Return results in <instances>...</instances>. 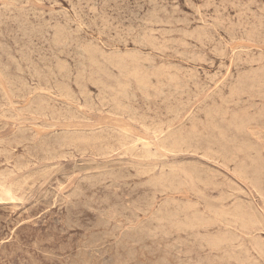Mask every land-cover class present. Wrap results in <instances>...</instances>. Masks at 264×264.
<instances>
[{"label": "rangeland", "instance_id": "rangeland-1", "mask_svg": "<svg viewBox=\"0 0 264 264\" xmlns=\"http://www.w3.org/2000/svg\"><path fill=\"white\" fill-rule=\"evenodd\" d=\"M263 182L264 0H0V264H264Z\"/></svg>", "mask_w": 264, "mask_h": 264}, {"label": "bare ground", "instance_id": "bare-ground-1", "mask_svg": "<svg viewBox=\"0 0 264 264\" xmlns=\"http://www.w3.org/2000/svg\"><path fill=\"white\" fill-rule=\"evenodd\" d=\"M59 43V42H58ZM114 57V56H113ZM93 60V59H92ZM58 66V65H57ZM60 66V65H59ZM62 66H64V64L62 65ZM63 68V67H62ZM62 68H60V70L62 69ZM37 81V80H36ZM57 83V82H56ZM52 85V84H51ZM60 88V87H59ZM130 89V88H129ZM238 89V88H237ZM61 90V89H60ZM64 90V89H63ZM66 90V89H65ZM66 96V95H65ZM125 100V99H124ZM34 106V105H33ZM91 107V106H90ZM94 108V107H93ZM4 111V110H3ZM226 113V112H225ZM133 114V113H132ZM7 115V114H6ZM54 115V114H53ZM209 115V114H208ZM59 121V120H58ZM235 122H236V120H235ZM233 126V125H232ZM213 127V126H212ZM244 127V126H243ZM214 128V127H213ZM238 128H236V130H237ZM177 130V129H176ZM182 131V130H181ZM213 131V130H212ZM176 132V131H175ZM242 132V131H241ZM196 133V132H195ZM72 136V135H71ZM66 138V137H65ZM182 139H184V138H182ZM190 139V138H189ZM237 139V138H236ZM66 140V139H65ZM214 140H216V139H214ZM64 141V140H63ZM67 141V140H66ZM183 141V140H182ZM235 141V140H234ZM233 141V142H234ZM57 142V141H56ZM55 142V143H56ZM82 144V143H81ZM245 144V143H244ZM215 145V144H214ZM69 146V145H68ZM221 146V145H220ZM245 146V145H244ZM225 147V146H224ZM62 148V147H61ZM69 148V147H68ZM173 149V148H172ZM225 150V149H224ZM237 150V149H236ZM139 151V150H138ZM182 151V150H181ZM218 153V152H217ZM235 153V152H234ZM213 156V155H212ZM261 156V155H260ZM214 157V156H213ZM224 161V160H223ZM222 161V162H223ZM251 161V160H250ZM241 162V161H240ZM244 163V162H243ZM239 164V163H238ZM255 164V163H254ZM247 165V164H246ZM248 166V165H247ZM241 169V168H240ZM263 169V168H262ZM196 170V169H195ZM246 170V169H245ZM197 171V170H196ZM188 172V171H187ZM186 172V173H187ZM194 172V171H193ZM245 172V171H244ZM18 173V172H17ZM197 173V172H196ZM199 173V172H198ZM201 173V172H200ZM238 173V172H237ZM34 174V173H33ZM260 174H262V173H260ZM202 175H203V173H202ZM107 176V175H106ZM193 176V175H192ZM241 176V175H240ZM258 176V175H257ZM30 177V176H29ZM91 177V176H90ZM199 177H201V176H199ZM252 177V176H251ZM29 179V178H28ZM121 179V178H120ZM203 179V178H202ZM260 179V178H259ZM204 180H206V178L204 179ZM207 181V180H206ZM213 181V180H212ZM253 181V180H252ZM256 181V180H255ZM260 181V180H259ZM263 181V180H262ZM208 182V181H207ZM206 182V183H207ZM210 182H211V180H210ZM249 182V181H248ZM258 182V181H257ZM191 183V182H190ZM261 183V182H260ZM264 183V182H263ZM199 184V183H198ZM211 184V183H210ZM214 184V183H213ZM217 184V183H216ZM15 185V184H14ZM154 185V184H153ZM254 185V184H253ZM252 185V186H253ZM263 185V184H262ZM212 186V185H211ZM214 186V185H213ZM260 186V185H259ZM255 187V186H254ZM208 188V187H207ZM214 188V187H213ZM216 188V187H215ZM256 188V187H255ZM258 191V190H257ZM263 191V190H262ZM264 193V192H263ZM202 194V193H201ZM262 195H264V194H262ZM203 196V195H202ZM6 202V201H5ZM239 205V204H238ZM236 207V206H235ZM241 207V206H240ZM242 207H244V206H242ZM218 209V208H217ZM240 209V208H239ZM256 210V209H255ZM237 213V212H236ZM252 214H253V212H252ZM153 215H155V214H153ZM157 215V214H156ZM246 216V215H245ZM167 217V216H166ZM172 217V216H171ZM170 217V218H171ZM206 217H207V215H206ZM242 217V216H241ZM249 217V216H248ZM251 218H252V216H251ZM157 219V218H156ZM250 219V218H249ZM240 220V219H239ZM245 220V219H244ZM161 222V221H160ZM248 222V221H247ZM256 222V221H255ZM215 226V225H214ZM247 226V225H246ZM175 227V226H174ZM208 228H209V226H208ZM253 228V227H252ZM262 254V253H261Z\"/></svg>", "mask_w": 264, "mask_h": 264}]
</instances>
